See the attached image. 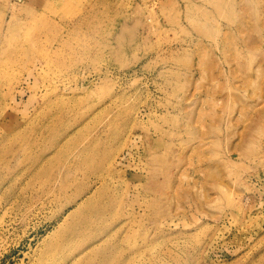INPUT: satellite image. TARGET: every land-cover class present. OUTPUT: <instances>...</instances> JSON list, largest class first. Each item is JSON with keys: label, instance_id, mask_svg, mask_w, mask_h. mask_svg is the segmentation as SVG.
<instances>
[{"label": "rangeland", "instance_id": "1", "mask_svg": "<svg viewBox=\"0 0 264 264\" xmlns=\"http://www.w3.org/2000/svg\"><path fill=\"white\" fill-rule=\"evenodd\" d=\"M0 264H264V0H0Z\"/></svg>", "mask_w": 264, "mask_h": 264}, {"label": "bare ground", "instance_id": "2", "mask_svg": "<svg viewBox=\"0 0 264 264\" xmlns=\"http://www.w3.org/2000/svg\"><path fill=\"white\" fill-rule=\"evenodd\" d=\"M157 159H158V158H157ZM91 192H92V191H90L89 193H87V195H86L87 197H86V199H85L84 201L78 203L80 207L83 206L84 203H86L85 201H87V200L90 201V200H91V196H90ZM93 192H94V195H95V191H93ZM94 195H93V198H94ZM87 202H88V201H87ZM78 223H79V224H81V223L83 224L84 221H82V219H81V220L78 221ZM86 227H91V225H86ZM101 237H103V236H101ZM92 241H93V240H92ZM93 242H96V241H93ZM93 244H94V243H93ZM101 258H102V257H101ZM103 258H104V256H103ZM105 258H107V257L105 256Z\"/></svg>", "mask_w": 264, "mask_h": 264}]
</instances>
